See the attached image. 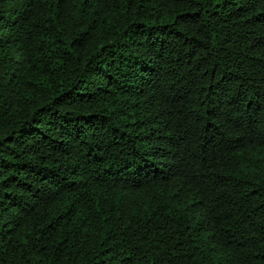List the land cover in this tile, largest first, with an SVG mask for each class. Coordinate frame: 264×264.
<instances>
[{
    "label": "trees",
    "instance_id": "obj_1",
    "mask_svg": "<svg viewBox=\"0 0 264 264\" xmlns=\"http://www.w3.org/2000/svg\"><path fill=\"white\" fill-rule=\"evenodd\" d=\"M0 264H264V0H0Z\"/></svg>",
    "mask_w": 264,
    "mask_h": 264
}]
</instances>
